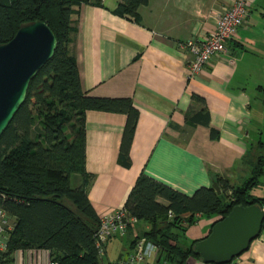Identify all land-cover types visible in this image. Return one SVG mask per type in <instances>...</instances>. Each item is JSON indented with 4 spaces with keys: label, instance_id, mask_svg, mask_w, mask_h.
<instances>
[{
    "label": "crops",
    "instance_id": "obj_1",
    "mask_svg": "<svg viewBox=\"0 0 264 264\" xmlns=\"http://www.w3.org/2000/svg\"><path fill=\"white\" fill-rule=\"evenodd\" d=\"M235 1L148 0L137 20L115 12L120 0L74 6L69 50L82 90L129 98L137 111L127 167L119 159L126 115L85 113V191L97 216L124 207L140 174L188 195L210 187L215 176L241 185L252 175L248 154L259 142L264 147V0H249L247 19L226 52L193 78L187 79L192 56L182 46L211 32ZM82 181L77 175L76 185ZM251 193L264 197V168ZM213 220L201 216L188 225L180 243L206 236ZM150 227L137 220L124 235L110 237L105 250L113 244L119 253L106 259L126 258ZM48 258L41 250L36 260L47 264ZM14 264H32L31 255L16 251ZM147 264L168 263L150 258ZM228 264H264V230Z\"/></svg>",
    "mask_w": 264,
    "mask_h": 264
},
{
    "label": "trees",
    "instance_id": "obj_2",
    "mask_svg": "<svg viewBox=\"0 0 264 264\" xmlns=\"http://www.w3.org/2000/svg\"><path fill=\"white\" fill-rule=\"evenodd\" d=\"M100 1L0 0V44L34 20L45 22L57 41L53 56L30 79L24 102L0 136V210L13 219L6 249L0 251V264H14L16 251L30 249L47 250L58 264L99 262L93 240L99 217L85 191L89 176L84 166V116L88 110L126 115L119 155L126 167L130 165L128 149L137 116L129 98L90 96L80 85L77 64L69 50L71 16L74 6ZM147 1L120 0L115 12L137 20L138 9ZM263 148L259 142L249 152L252 175L243 184L213 178L220 193L210 186L188 195L148 175L137 177L124 207L137 220L150 223L144 237L157 246L158 262L199 261L192 251L198 240L184 246L180 237L201 216L214 218L212 227L235 205L256 204L264 209V197L251 193L263 174ZM77 175L83 181L73 186L72 178Z\"/></svg>",
    "mask_w": 264,
    "mask_h": 264
},
{
    "label": "water",
    "instance_id": "obj_3",
    "mask_svg": "<svg viewBox=\"0 0 264 264\" xmlns=\"http://www.w3.org/2000/svg\"><path fill=\"white\" fill-rule=\"evenodd\" d=\"M56 45L53 32L40 20L20 26L8 42L0 44V136L24 102L30 79L53 56ZM211 187L220 193L216 182ZM263 220L259 205H235L194 243L192 251L201 263L228 264L248 249Z\"/></svg>",
    "mask_w": 264,
    "mask_h": 264
},
{
    "label": "built area",
    "instance_id": "obj_4",
    "mask_svg": "<svg viewBox=\"0 0 264 264\" xmlns=\"http://www.w3.org/2000/svg\"><path fill=\"white\" fill-rule=\"evenodd\" d=\"M249 7V0H236L218 16L215 27L211 32L206 36L192 38L182 44L192 56L187 71V79L200 73L211 58L226 52L227 42L235 37L238 28L246 21ZM168 216L172 217L173 213L169 211ZM98 217L99 225L93 235L99 258L97 264H147L148 259L156 258L157 246L145 238H138L126 258L114 261L104 259V256L106 258V241L112 236L124 235L130 224L136 222L137 218L132 216L125 207L113 209ZM182 225L186 226L187 223L183 221ZM12 229V222L0 210V251L6 249V242ZM40 251L38 249L26 250L31 255L32 264H38L36 258H38ZM47 264L58 263L48 258ZM185 264H201V262L190 260Z\"/></svg>",
    "mask_w": 264,
    "mask_h": 264
},
{
    "label": "rangeland",
    "instance_id": "obj_5",
    "mask_svg": "<svg viewBox=\"0 0 264 264\" xmlns=\"http://www.w3.org/2000/svg\"><path fill=\"white\" fill-rule=\"evenodd\" d=\"M75 184H76V176L72 178V185L75 186ZM115 247L117 248V245L112 244L106 249V254H107L106 257L107 258H109V259L116 258V256L118 255L119 252L117 249H115ZM103 258L106 259L105 256Z\"/></svg>",
    "mask_w": 264,
    "mask_h": 264
}]
</instances>
